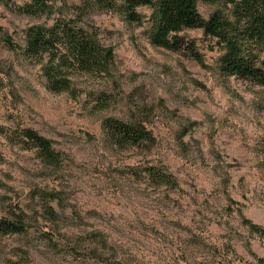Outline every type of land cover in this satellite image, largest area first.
<instances>
[{
    "label": "rangeland",
    "instance_id": "1",
    "mask_svg": "<svg viewBox=\"0 0 264 264\" xmlns=\"http://www.w3.org/2000/svg\"><path fill=\"white\" fill-rule=\"evenodd\" d=\"M28 4L0 0V219L26 223L0 232V264H264V239L243 223L264 228V85L222 73L201 28L180 33L200 59L154 45L150 6L135 22L123 0H56L36 14ZM198 8L231 16L232 2ZM58 20L114 51L107 72L73 71L61 92L47 56L25 53L27 29ZM108 117L144 124L155 142L116 145ZM25 128L52 141L56 163Z\"/></svg>",
    "mask_w": 264,
    "mask_h": 264
},
{
    "label": "trees",
    "instance_id": "2",
    "mask_svg": "<svg viewBox=\"0 0 264 264\" xmlns=\"http://www.w3.org/2000/svg\"><path fill=\"white\" fill-rule=\"evenodd\" d=\"M28 1V10L36 14L51 12L56 0ZM231 2V16L217 10L208 18L200 13L199 0H123V8L130 21L141 22L144 15L137 8L152 7L153 12L148 18L152 43L172 51L189 53L196 59L201 58L196 45L180 33L185 29L201 28L205 35L217 40L221 49L218 61L222 73L264 85V58L261 55L264 50V0ZM25 53L30 57L47 56L43 73L49 88L58 92L72 88L70 75L73 71L107 72L114 55L113 49L104 47L96 34L67 20H58L51 26L28 28ZM103 126L107 136L120 147L154 143L156 140L153 132L140 122L108 117ZM22 135L43 159L51 163L58 161L59 155L49 138L31 128H25ZM145 170L156 182L174 181L170 174L154 166ZM243 223L264 239L263 227L247 217L243 218ZM25 230L24 219H0L1 233H21ZM258 261L264 263L261 257Z\"/></svg>",
    "mask_w": 264,
    "mask_h": 264
}]
</instances>
